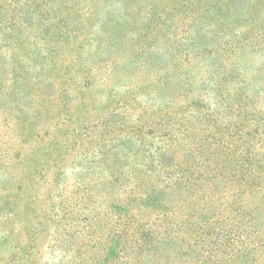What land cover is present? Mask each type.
Instances as JSON below:
<instances>
[{"label": "trees", "instance_id": "1", "mask_svg": "<svg viewBox=\"0 0 264 264\" xmlns=\"http://www.w3.org/2000/svg\"><path fill=\"white\" fill-rule=\"evenodd\" d=\"M110 1L127 0H0V104L25 116L2 168L75 199L71 216L85 203L88 264H264V0H174L130 41ZM134 65L159 74L109 85Z\"/></svg>", "mask_w": 264, "mask_h": 264}, {"label": "rangeland", "instance_id": "2", "mask_svg": "<svg viewBox=\"0 0 264 264\" xmlns=\"http://www.w3.org/2000/svg\"><path fill=\"white\" fill-rule=\"evenodd\" d=\"M174 2V0H127L122 4L119 1H110L104 5L103 11L107 15L110 13L112 23L118 20L125 23H121L120 38L130 41L145 33L144 29L149 25L150 18L153 19V15L163 14L164 9L172 7ZM205 4L206 2L203 0L202 5ZM183 18V12L178 10L169 16V23L174 22V28L175 25L176 28H181L185 23ZM224 26L227 27L228 24ZM178 33H181V31H178ZM24 38L26 37L24 36ZM32 43L34 42L30 41L26 49H21L18 52L17 63H24V55L35 50ZM135 47L137 48V43ZM103 59L107 60L108 58L106 56ZM95 61L96 59L89 58L90 65H93ZM110 63V61H107L104 65L100 64L99 70H101L104 77L108 76L105 71ZM19 64H16V66ZM46 68L49 69V67ZM128 68L129 72L127 74H111L109 85L114 86L116 89L134 84L143 85L147 84L148 79H152L159 74L151 70L139 73L135 65L128 66ZM17 69L19 75L21 68ZM14 98L8 99L10 102L8 108H6L7 103L2 106L0 104V156L6 154V145L11 141L14 143L13 140L16 139V135L11 131L12 119L13 115H20L21 113L14 109L16 107ZM18 98L21 99V96ZM32 123L34 128H41L45 121L40 119ZM24 126L25 116L21 114L17 128L22 130ZM29 131L32 130L29 129ZM77 135L70 136L72 142L75 141V138L77 139ZM31 146L32 140L30 138V143L25 146L26 150L30 149ZM75 154L76 151H72L71 159ZM3 166V162H0V264H88L89 254L86 252V246H83L84 243L87 245L90 241L88 237L91 233H88L87 228L92 223L90 217L83 210L85 203L79 200V206L73 205L75 214L71 216L68 214V211H70L69 206L75 203V199L70 197L62 199L59 190H54L50 186L42 188L44 186L42 181L39 182L40 184H34L26 173V180L21 185L22 171L18 168L17 170L15 168L7 170L2 168ZM83 172L85 176L87 171ZM50 199L52 205L55 208L57 207L60 214L52 217L53 220L49 219L50 216L43 214L47 212ZM93 203L95 204L93 207L89 203V205L87 204L88 211H92V213L98 211L96 210L98 209L96 207L98 203L97 205L96 202ZM98 224L99 222L93 223L94 230L91 231L92 233L99 234ZM84 231L86 233H83ZM70 237L74 241L75 247L70 246V243L68 244ZM79 247L82 249L81 253Z\"/></svg>", "mask_w": 264, "mask_h": 264}]
</instances>
